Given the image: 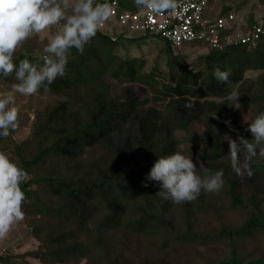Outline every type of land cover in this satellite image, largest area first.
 I'll use <instances>...</instances> for the list:
<instances>
[{
	"label": "trees",
	"instance_id": "trees-1",
	"mask_svg": "<svg viewBox=\"0 0 264 264\" xmlns=\"http://www.w3.org/2000/svg\"><path fill=\"white\" fill-rule=\"evenodd\" d=\"M116 1L137 10L133 0ZM231 10L240 7L223 6L218 14ZM147 38L112 41L98 31L83 54L71 50L65 75L36 94L51 102L34 114L30 137L15 139L28 119L18 114L17 129L0 139V153L28 173L21 207L40 246L22 258L42 264H264V144L239 175L227 156V138L251 140L248 124L264 112V34L256 47L208 48L192 66L168 42L150 38L167 56L166 73L158 67L143 73L135 59L114 53L124 41ZM40 50L23 44L14 59L42 62ZM216 67L231 70L230 83L214 79ZM251 70L261 72L255 81L245 78ZM111 80L123 85L118 95ZM13 82L0 80V91H10ZM233 93L236 101L228 98ZM247 109L252 118L241 123L237 118ZM197 124L204 127L200 137L193 133ZM177 151L193 160L198 175L223 170L221 189L179 204L157 196L158 182L145 176L157 158ZM245 156L239 154L242 162ZM0 264L23 263L0 255Z\"/></svg>",
	"mask_w": 264,
	"mask_h": 264
},
{
	"label": "clouds",
	"instance_id": "clouds-1",
	"mask_svg": "<svg viewBox=\"0 0 264 264\" xmlns=\"http://www.w3.org/2000/svg\"><path fill=\"white\" fill-rule=\"evenodd\" d=\"M133 3L137 9L153 14L176 8L175 0H133ZM112 12L107 0H0V80L11 77L14 81L10 93L0 95V139L7 138L10 131L18 127V110L13 106L16 96H33L41 89L47 92L57 77L65 75L71 50L83 54L85 46L110 19ZM42 33L47 34V41L40 50L42 62H32L27 57L14 59L23 42ZM230 75L228 68L216 67L212 71L214 79L224 84L230 83ZM228 98L236 101L234 93ZM229 123L225 121L226 125ZM247 131L251 140L238 136L237 142L227 138V156L237 175L242 169L249 170L248 161L257 155V146L264 144V112L255 116ZM241 152L246 153L243 162L239 158ZM259 154L264 156V147ZM223 175V170L198 175L193 160L177 151L157 158L145 181L158 182L160 190L156 195L179 204L195 200L201 191L217 192L224 184ZM27 178L28 173L23 168L0 153V237L6 236L24 217L21 205L25 194L20 185Z\"/></svg>",
	"mask_w": 264,
	"mask_h": 264
},
{
	"label": "rangeland",
	"instance_id": "rangeland-1",
	"mask_svg": "<svg viewBox=\"0 0 264 264\" xmlns=\"http://www.w3.org/2000/svg\"><path fill=\"white\" fill-rule=\"evenodd\" d=\"M240 7L239 11H235L237 16V21L240 24L247 25L249 20L257 21L264 18V0H213L210 5V13L216 16L222 9V7ZM56 29H52L55 31ZM47 34L42 33L36 36H33L23 42L21 45L25 44L27 46H33L36 50H40L41 46L46 43ZM21 47V46H20ZM19 47V48H20ZM18 48V49H19ZM209 49L205 46H184L182 49L174 50V54L177 56L179 54L186 57L189 65H195L197 59L207 54ZM115 55L118 59H135L139 64H142V72L150 73L156 72L158 67L163 73H166L168 70L167 67V56L163 52L161 44H159L154 39H144L137 42L124 41L115 49ZM261 75L260 71H247L245 78L248 81H255ZM158 76L156 78H159ZM161 79V78H159ZM112 92L114 95H118L122 84L117 81H112ZM10 91H0V95L8 94ZM146 95L152 98V92L147 88ZM235 97L238 95L235 93ZM51 102V99L48 97H38L36 95L29 97H22L17 95L15 106L18 110L19 116L24 119L25 116H28L26 120L27 124L22 125L18 132L15 135V139L18 142L25 141L31 135V123L34 119V114L43 109V107ZM152 104L156 107L159 105L152 101ZM239 105V103H238ZM253 114V109L245 110L241 116L237 119L241 123H247L251 120ZM232 113H228L224 116L225 119L229 118ZM25 121V120H24ZM204 127L201 124H197L194 128L193 133L196 137H200ZM260 241L250 243L248 248H254L260 245ZM40 241L39 239L31 235V229L29 226V221L26 217L17 223H15L6 236L0 237V255L13 256L16 263H23L24 261L29 262L30 264H42L40 260L32 258L30 256H24L26 253L39 249ZM85 264V261L82 262ZM158 264H176L169 261L158 262Z\"/></svg>",
	"mask_w": 264,
	"mask_h": 264
},
{
	"label": "built area",
	"instance_id": "built-area-1",
	"mask_svg": "<svg viewBox=\"0 0 264 264\" xmlns=\"http://www.w3.org/2000/svg\"><path fill=\"white\" fill-rule=\"evenodd\" d=\"M175 10L153 14L149 10L124 9L111 1L113 12L98 31L112 41L146 36L159 37L174 50L197 44L214 50L231 45L256 47L264 34V20L255 21L251 28L238 23L235 10L212 16L208 0H175Z\"/></svg>",
	"mask_w": 264,
	"mask_h": 264
}]
</instances>
